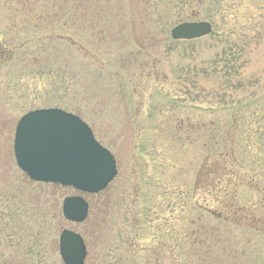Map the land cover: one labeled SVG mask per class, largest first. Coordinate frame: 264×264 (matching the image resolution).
<instances>
[{"label": "rangeland", "instance_id": "1", "mask_svg": "<svg viewBox=\"0 0 264 264\" xmlns=\"http://www.w3.org/2000/svg\"><path fill=\"white\" fill-rule=\"evenodd\" d=\"M52 2L0 5V228L13 226L3 253L63 264L68 228L86 238L87 264H264V0H89L76 30L62 12L40 21ZM184 21L212 30L172 40ZM37 108L77 115L116 159L107 188L83 195L82 223L61 217L76 191L31 182L15 164L16 122ZM225 146L244 178L199 187L204 151Z\"/></svg>", "mask_w": 264, "mask_h": 264}, {"label": "water", "instance_id": "2", "mask_svg": "<svg viewBox=\"0 0 264 264\" xmlns=\"http://www.w3.org/2000/svg\"><path fill=\"white\" fill-rule=\"evenodd\" d=\"M206 21L183 22L170 29L172 40H193L208 35ZM13 154L17 167L35 182L72 187L80 193L102 191L117 173L113 155L93 136L78 116L58 108L34 109L16 123ZM88 204L80 195L64 197L61 205L65 220L81 223ZM58 253L63 264H83L84 241L79 233L62 229Z\"/></svg>", "mask_w": 264, "mask_h": 264}, {"label": "flooded vegetation", "instance_id": "3", "mask_svg": "<svg viewBox=\"0 0 264 264\" xmlns=\"http://www.w3.org/2000/svg\"><path fill=\"white\" fill-rule=\"evenodd\" d=\"M52 5L55 8L57 6H60L57 3H53ZM90 5H93V4H90ZM71 6L73 7V10L76 13L78 8L81 7L82 5L76 3V0H73V3H71ZM58 10H60V8H58ZM89 23L92 24L91 21H89ZM204 127H205L204 124L199 126V128H198L199 131L204 132V129H205ZM208 150H210V149H208ZM231 162H232L231 157L228 158V155H222V153L220 152V150L217 147L213 153L204 151L203 155L201 156V158L199 160V165H198V180H199L200 184L203 187L209 186L211 188H213V187L215 188V187H220L222 185V178L223 177L227 178L228 183H229L231 177H236L238 179L244 178V175L241 174V172H239V170L236 169V167H234V168L232 167ZM87 203H88V215H89V211L92 207H91L88 200H87ZM226 206H224V208L222 207L220 209V211L217 212V214L214 213L215 216H218L219 218H221L222 213H224V210L227 209ZM127 212L128 211L125 210V211H123V214H125ZM71 230L75 231L74 229H71ZM79 234L82 237L84 244H85L86 258L84 260V264H87V259L90 258V248L86 242V238L84 237V235L82 233H79ZM104 261H106V260L102 258L99 260V262H97V264H103Z\"/></svg>", "mask_w": 264, "mask_h": 264}, {"label": "trees", "instance_id": "4", "mask_svg": "<svg viewBox=\"0 0 264 264\" xmlns=\"http://www.w3.org/2000/svg\"><path fill=\"white\" fill-rule=\"evenodd\" d=\"M11 1L12 0H3V1H1V3H0V5L1 6H3V7H5L6 8V6H8V5H10L11 4ZM52 3H57V4H59L60 6H57L56 8L55 7H53V5H52V7L50 8V9H48V10H50V11H52V13H50V14H46V15H44V16H42L41 18H40V21H47V20H50L51 18H55V14H56V16H57V14H60L61 12H62V18H64L65 20H64V24H66V22L67 21H69L68 23L71 25V27H73L75 30L77 29V26L80 24H83V22H85V21H88V20H85L84 21V18L82 19H79L78 17H77V12L75 13V11L73 10V7L71 6V3H73V0H54V2H52ZM76 3H78V4H81L82 6L81 7H79V8H81V9H84V7H86V6H88V4H89V0H76ZM46 8V7H45ZM58 8H60V10H58ZM65 11H67V12H65ZM60 16H61V14H60ZM56 19V18H55ZM77 21H78V23H77ZM34 27H36V26H34ZM211 125V128H212V130L214 129V125H215V122H213L212 124H210ZM199 128V125L197 126V129ZM199 130V129H198ZM211 130V129H210ZM200 135H201V132H200ZM218 135H219V132H218V134H216V131L213 133V135H212V138H214L213 139V141H214V143L216 144V143H218V145H219V139H218ZM221 136V135H220ZM217 141V142H216ZM204 144H206V142H204ZM204 146V145H203ZM204 149H205V147H204ZM208 149H210V148H207V150ZM230 149V148H229ZM229 149H227L226 148V146L225 147H221V150H220V152L222 153V155H228V157H231V163H232V166L233 167H236V169H237V165L235 164V158H234V154H232L231 155V149H230V151L228 152V150ZM215 150V148H213V151ZM209 151V150H208ZM209 152H211V151H209ZM198 165H199V162H198ZM196 175H197V177H198V168L196 169ZM199 181V180H198ZM199 184H200V182H199ZM256 185V184H255ZM257 186V185H256ZM199 187H201V188H207V187H209V186H202L201 184L199 185ZM221 187V186H220ZM220 187H215V188H218V189H220ZM214 187H213V189H215ZM225 192H226V194H227V191L225 190ZM203 212H205L204 210H203ZM2 217H3V215H2ZM42 218L40 219V224H42L44 221H45V217L44 216H41ZM217 218V217H216ZM45 223V222H44ZM40 224H39V226H40ZM1 225H2V228H0V232H1V234H0V236L1 237H3V239L4 240H6V242H7V245H4V244H2V243H0V250H2V251H0V256H1V258H0V260L2 261V263L3 264H20L19 262H13L12 261V259L9 257V256H6V254H4L3 252L4 251H7L6 249H1V248H7L8 246H10V248H11V246H12V243H11V241H12V239H5V236L6 237H8V238H10L9 237V235H6L5 233L7 232V230L9 229V228H13V226H12V224H10L8 221L7 222H5V221H3V222H1ZM41 227V226H40ZM10 236H12V233H11V235ZM197 237V236H196ZM194 238V241H196V242H198V244H200V245H202V243H208L209 242V239H210V236H208L207 238L206 237H199L200 239H198V238ZM33 238V237H32ZM34 240H35V238H33ZM37 239V238H36ZM1 241V240H0ZM37 241H38V239H37ZM41 243V242H40ZM40 243H39V245H40ZM28 250L30 251V250H32V248L31 247H29L28 248ZM9 255V254H8ZM5 257H9V258H5ZM6 260H5V259ZM35 259H38V257L37 258H35ZM105 262V261H104ZM102 263V262H101Z\"/></svg>", "mask_w": 264, "mask_h": 264}]
</instances>
